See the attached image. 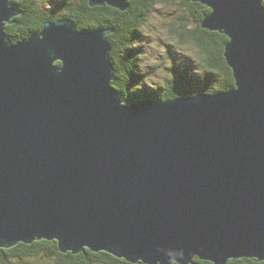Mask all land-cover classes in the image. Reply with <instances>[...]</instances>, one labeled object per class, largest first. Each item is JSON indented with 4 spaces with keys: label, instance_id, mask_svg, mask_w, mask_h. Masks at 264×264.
<instances>
[{
    "label": "water",
    "instance_id": "1",
    "mask_svg": "<svg viewBox=\"0 0 264 264\" xmlns=\"http://www.w3.org/2000/svg\"><path fill=\"white\" fill-rule=\"evenodd\" d=\"M130 0H89L125 11ZM234 88L123 103L109 28L10 43L0 0V246L56 240L131 263L264 260V0H191Z\"/></svg>",
    "mask_w": 264,
    "mask_h": 264
},
{
    "label": "trees",
    "instance_id": "2",
    "mask_svg": "<svg viewBox=\"0 0 264 264\" xmlns=\"http://www.w3.org/2000/svg\"><path fill=\"white\" fill-rule=\"evenodd\" d=\"M20 11L13 23L6 26L10 43L25 39L39 30L48 20L56 21L69 18L78 30L97 28L113 29L107 38L111 51L110 60L114 67L112 85L122 93L123 103L152 100L169 101L179 95L214 93L227 91L235 86L231 68L223 56L228 38L219 32L201 27V22L211 11L206 5L191 0H181L180 6L186 7L188 16L177 18L171 26V33L181 46L191 43L199 60L190 59L184 69L176 58L171 62V79L162 85H151L140 70L139 59L143 50L136 48L147 39L140 33L148 14L158 4L174 5L177 0H130L125 11L112 8L107 4L90 6L89 0H12ZM46 3H51L46 8ZM264 4V1H263ZM193 61H196L194 64ZM181 70V71H180ZM0 264H144L131 263L105 251H92L85 248L79 253L62 252L56 240L41 239L32 243L20 242L12 248L0 246ZM178 264V263H173ZM189 264H214L195 257ZM226 264H264L256 258L230 259Z\"/></svg>",
    "mask_w": 264,
    "mask_h": 264
},
{
    "label": "rangeland",
    "instance_id": "3",
    "mask_svg": "<svg viewBox=\"0 0 264 264\" xmlns=\"http://www.w3.org/2000/svg\"><path fill=\"white\" fill-rule=\"evenodd\" d=\"M180 4L181 0H177L174 5L158 3L148 14L140 31L147 42L135 46L143 50V54L139 58L141 60L140 70L146 73L145 70L149 68L150 72L145 74L144 78L148 84L153 86L162 85L171 79L170 64L174 58L183 69L190 59L199 60L195 47L191 43L181 46L170 31L171 26L176 24L177 18L189 15V12L185 10L186 7L180 6ZM45 5L46 8L52 6L51 3ZM196 61H193L194 64Z\"/></svg>",
    "mask_w": 264,
    "mask_h": 264
}]
</instances>
